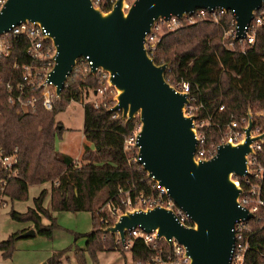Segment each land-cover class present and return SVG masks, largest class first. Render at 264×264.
<instances>
[{
  "label": "trees",
  "instance_id": "trees-1",
  "mask_svg": "<svg viewBox=\"0 0 264 264\" xmlns=\"http://www.w3.org/2000/svg\"><path fill=\"white\" fill-rule=\"evenodd\" d=\"M231 15L219 16L217 23L198 20L183 23L172 30L164 31L148 54L155 63L167 62L163 77L176 85L187 81L189 94L193 97L189 103L193 106L195 122L200 119L209 121L203 126L204 145L217 143L222 138L224 126L229 119L237 121V128L244 122L247 108L264 109V26L255 27L253 44L243 52L234 42V49H226L223 30L229 28ZM27 38L19 36L12 39L7 55H0V148L4 153L14 152V166L17 173L8 178L2 192L9 201L24 199L28 184L50 182L49 206L43 205L45 188L33 198L32 206L23 211L9 209L11 218L18 221H30L34 232L50 236L57 226L52 211H88L91 228L74 233V237L83 236V247L73 251L76 264H85L84 251L96 259L100 249H116L115 235L103 231L112 218L103 210L96 211L101 203L118 199L117 189L134 187L129 190L149 191L152 181L146 176L140 164L135 161V148L123 147V137L133 119L127 123L118 115L111 117L107 109L108 97L94 106L92 99L86 98L88 92L100 86L98 73L82 71L81 58L67 76L59 97L54 96L50 109L43 108L39 89H27L26 94H34V109L22 112L16 101L8 100L9 92L17 94L16 84L21 81L23 64L28 62L24 53ZM6 84L10 85V91ZM71 101L82 106V136L90 142L82 146L80 157L83 162L75 161L72 156L55 147V139L61 136L63 125L55 121V114L64 109ZM218 105H222L219 109ZM253 121L264 129V119ZM264 152V139L260 142ZM2 172L0 170V178ZM240 187L242 178L235 176ZM264 190V183H263ZM47 220L46 223L41 218ZM108 218V222L103 219ZM186 224H191L187 221ZM248 230L243 231L247 240L242 264H264V209L259 207L254 216L246 219ZM24 230V229H23ZM18 230L9 233L0 240V255L7 257L13 249V241L19 237ZM157 244L164 252H170L169 244L161 239ZM131 264H153V253L139 238H134L128 249ZM62 251L53 252L46 258V264H60Z\"/></svg>",
  "mask_w": 264,
  "mask_h": 264
},
{
  "label": "water",
  "instance_id": "water-1",
  "mask_svg": "<svg viewBox=\"0 0 264 264\" xmlns=\"http://www.w3.org/2000/svg\"><path fill=\"white\" fill-rule=\"evenodd\" d=\"M264 0H114L101 9L90 0H5L0 7V34L20 21L42 25L54 47V62L44 82L57 97L77 58L90 60L89 72H108L115 88L114 102L107 108L119 111L124 123L135 113L140 127L136 159L146 176L166 188L168 196L186 213L191 224L178 220L170 208L156 205L122 211L102 228L123 237L127 228L154 231L157 239L180 243L186 264H229L233 224L252 214L237 197L241 187L235 176L247 173L246 154L252 141L264 139V130L251 133L249 107L242 136L225 140L213 156L193 157L196 147L194 114L185 113L187 92L177 90L163 77L167 62L155 63L144 45L153 20L181 16L195 8L231 10L236 36ZM34 233L21 231L19 237ZM38 264H46L42 261Z\"/></svg>",
  "mask_w": 264,
  "mask_h": 264
},
{
  "label": "built area",
  "instance_id": "built-area-1",
  "mask_svg": "<svg viewBox=\"0 0 264 264\" xmlns=\"http://www.w3.org/2000/svg\"><path fill=\"white\" fill-rule=\"evenodd\" d=\"M5 0H0V7ZM133 0H125V6L132 3ZM94 6H99L101 9H106L111 6L114 0H90ZM231 15L229 20V28L223 30L222 38L229 37L228 41H224L223 45L226 49H234V42L239 44V50L244 51L249 48L254 41L255 27L258 25L264 26V2L260 6L252 11V17L243 27V32L236 36V25L231 10H224L222 8H195L191 12H185L181 16L170 15L169 17H158L153 20L149 30L145 34L144 45L146 49H150L158 41L160 35L167 30H172L183 23H194L198 20H208L217 23L219 16ZM19 36L27 38V45L25 46L24 53L28 57V62L23 64L21 81L16 84L17 94L12 96L9 92L8 100L10 102L16 101L18 109L22 112L34 109V102L36 96L34 94H26L27 89L36 87L39 89V96L41 98V104L43 108L50 109L53 97L56 96L54 90H48L46 87L50 84L44 82L48 71L51 69L54 62V47L47 36V33L42 25L36 21H20L10 27L9 30L0 34V55H7L10 51L11 41ZM81 58V57H80ZM82 71H89L90 60L81 58ZM96 73L99 75L100 86L94 89L93 95H103V98L108 97L107 108L114 102L113 95L115 94V88L108 83V72L98 68ZM7 90L10 91V85L6 84ZM177 90L181 92H187L188 102L185 104L186 108H191V99L193 98L188 90L189 85L187 81L181 80L178 84L173 85ZM94 106L98 105L96 98H91ZM102 99V98H101ZM100 99V100H101ZM222 105H218L220 109ZM250 109V108H249ZM118 115V111H112L111 117ZM253 115L255 119H264V109H257L252 111L250 109V117L253 121ZM247 115L242 118L246 122ZM208 119H200L196 125V147L193 154L195 159L209 158L216 152L217 145L225 140L236 142L242 136L241 125L237 128L238 124L235 119H229L224 126L222 138L219 142L204 145V125L208 124ZM140 127V121L138 117L133 119L131 126L123 137V147H133L136 151L135 141L137 132ZM262 131L260 125L253 121L251 133H257ZM252 152L246 154V170L245 175L240 176L243 180V187L237 197L238 203L244 207L247 212H250L254 216L258 208L264 209V152L262 151L260 141L255 140L251 143ZM16 147L13 148L14 152L4 153L0 148V170L2 177L0 178V204L3 203L4 193L2 190L8 180V178L14 176L17 173V169L14 166L16 161L15 154ZM136 159V155H135ZM239 177V176H238ZM131 188H134L133 186ZM128 188L118 187L117 195L118 199L116 203L107 201L104 204L108 209V215L112 218V221L117 219L118 215L124 210L130 209H143L156 205H160L166 208H170L179 221L185 223L190 221L184 211H182L173 200L168 196L166 188L158 185L156 181L152 180L149 183V191L139 190L129 193ZM97 211H102L100 208ZM108 222V218L103 219ZM246 219L236 220L233 224V246L230 254L229 264H242L245 249L247 248V240L243 237V231L248 230L245 224ZM109 224V225H110ZM114 243H119L121 247L128 250L133 242L134 238H139L142 242L153 251L150 261L153 264H186L188 257L185 254L184 247L171 239L169 246L170 252H164L163 247L157 244V238L154 231L146 232L139 227L127 228L124 231L123 237H119L117 233H114ZM0 264H4L0 261Z\"/></svg>",
  "mask_w": 264,
  "mask_h": 264
},
{
  "label": "rangeland",
  "instance_id": "rangeland-1",
  "mask_svg": "<svg viewBox=\"0 0 264 264\" xmlns=\"http://www.w3.org/2000/svg\"><path fill=\"white\" fill-rule=\"evenodd\" d=\"M48 90H54L52 85L46 87ZM87 99L96 98L100 100L103 95H93L88 92ZM107 98V97H105ZM191 108L185 107V113L192 114ZM251 109V108H250ZM257 111V108H252ZM138 117L135 113L133 118ZM55 121L63 125L61 136L55 139V147L61 152H65L74 157L75 161L83 162L80 157L82 146L90 142L82 136V106L78 101H71L67 106L55 114ZM194 123L195 119H194ZM261 129V128H260ZM264 130V129H261ZM49 186L50 182L28 184L26 197L24 199H13L9 201L4 195L3 203L0 204V240L4 239L9 233L32 228L30 221H18L9 215V209L23 211L28 206H32L33 198L38 192L45 188L43 205L49 206ZM103 210L108 215V209L104 203H101L98 209ZM57 226H55L50 236L34 232L32 235L17 237L13 241V249L7 257L0 255V261L4 264H38L45 261L53 252L62 251L59 256L60 264H76L73 251L76 247H83L84 237H74L76 232H84L91 228L90 214L88 211H52ZM109 216V215H108ZM46 223L45 218H41ZM117 248L100 249L96 251V259L93 260L90 255L84 251L85 264H131V257L128 250H125L117 243ZM46 262V261H45Z\"/></svg>",
  "mask_w": 264,
  "mask_h": 264
},
{
  "label": "crops",
  "instance_id": "crops-1",
  "mask_svg": "<svg viewBox=\"0 0 264 264\" xmlns=\"http://www.w3.org/2000/svg\"><path fill=\"white\" fill-rule=\"evenodd\" d=\"M74 158V157H73Z\"/></svg>",
  "mask_w": 264,
  "mask_h": 264
}]
</instances>
